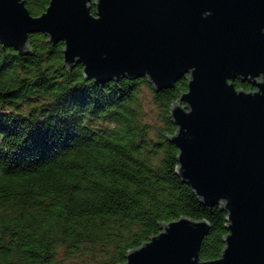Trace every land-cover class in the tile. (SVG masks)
<instances>
[{
    "label": "trees",
    "instance_id": "16d2710c",
    "mask_svg": "<svg viewBox=\"0 0 264 264\" xmlns=\"http://www.w3.org/2000/svg\"><path fill=\"white\" fill-rule=\"evenodd\" d=\"M47 4L24 0L34 16ZM28 39L25 54L0 43V264H118L185 215L210 223L198 255L218 258L226 212L175 173L169 140L177 129L169 110L187 75L157 90L145 76L96 83L80 63H62L63 41Z\"/></svg>",
    "mask_w": 264,
    "mask_h": 264
},
{
    "label": "water",
    "instance_id": "95a60500",
    "mask_svg": "<svg viewBox=\"0 0 264 264\" xmlns=\"http://www.w3.org/2000/svg\"><path fill=\"white\" fill-rule=\"evenodd\" d=\"M38 32L96 83L145 76L157 90L187 75L169 110L175 173L226 212L225 245L200 259L210 223L185 215L118 264H264V0H48L35 16L24 0H0L1 44L25 54Z\"/></svg>",
    "mask_w": 264,
    "mask_h": 264
},
{
    "label": "rangeland",
    "instance_id": "374dc122",
    "mask_svg": "<svg viewBox=\"0 0 264 264\" xmlns=\"http://www.w3.org/2000/svg\"><path fill=\"white\" fill-rule=\"evenodd\" d=\"M143 99H142V104L144 106L145 109V117L152 119V116L155 115V110H156V106L153 104L152 100H151V94L148 91V88L145 86L143 87Z\"/></svg>",
    "mask_w": 264,
    "mask_h": 264
}]
</instances>
